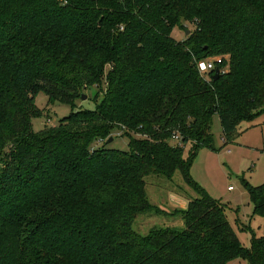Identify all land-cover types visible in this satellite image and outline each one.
<instances>
[{
  "label": "trees",
  "instance_id": "trees-1",
  "mask_svg": "<svg viewBox=\"0 0 264 264\" xmlns=\"http://www.w3.org/2000/svg\"><path fill=\"white\" fill-rule=\"evenodd\" d=\"M222 54L217 78L198 72ZM95 88V108L75 109ZM38 92L72 110L33 131ZM261 114L264 0H0V264H264V234L243 247L190 174L200 148L217 150L214 115L227 145ZM113 130L128 150L107 146ZM176 171L196 196L164 211L145 177ZM242 183L264 217V183ZM142 213L183 225L139 234Z\"/></svg>",
  "mask_w": 264,
  "mask_h": 264
},
{
  "label": "rangeland",
  "instance_id": "rangeland-1",
  "mask_svg": "<svg viewBox=\"0 0 264 264\" xmlns=\"http://www.w3.org/2000/svg\"><path fill=\"white\" fill-rule=\"evenodd\" d=\"M190 24H185L181 29L174 28L172 36L176 40L183 39L185 31L192 30ZM217 56L208 57L205 60L214 59ZM219 57L228 59L227 54ZM227 66V65H225ZM102 94L104 86L98 87ZM104 90V89H103ZM97 88L85 90L83 94L86 98L75 100L76 108L94 109L100 97L94 99V93ZM35 105L43 110L40 117L31 120L33 131H39L44 127L54 126L59 119L66 116L72 106L58 101L51 102L47 95L38 92L35 95ZM125 129V128H124ZM123 129V130H124ZM118 130H113L110 134L113 139L107 144L108 147L120 150H128V138L121 133L117 135ZM135 137H140L134 132ZM212 134L214 145L217 150L206 147L200 148L190 170L192 179L197 182L206 193L216 200L228 205L226 217L238 236L240 244L243 247L250 246V231L257 235L264 233V217L254 216L252 214V204L248 203V194L243 186L242 179L250 185L256 186L264 183V114L256 117L253 121H244L237 127L232 142L227 145L222 141V129L217 115L213 116ZM227 150H229L227 152ZM146 194L149 202L158 207H171L172 194L176 197L189 198L196 196L194 191L183 181L179 171H176L171 179L154 174L147 175ZM230 187V188H229ZM173 207L178 210H184L187 207ZM172 208V209H173ZM162 209L164 211H171ZM238 209V212L235 211ZM239 222H236V219ZM176 219V218H175ZM169 216L156 215L152 213H142L137 216L133 228L139 234H146L151 228L172 226ZM181 225L183 222L178 218ZM241 224L249 225V230H242ZM226 264H249L246 260H231Z\"/></svg>",
  "mask_w": 264,
  "mask_h": 264
},
{
  "label": "built area",
  "instance_id": "built-area-1",
  "mask_svg": "<svg viewBox=\"0 0 264 264\" xmlns=\"http://www.w3.org/2000/svg\"><path fill=\"white\" fill-rule=\"evenodd\" d=\"M223 61H224V58H221L219 56L215 57L214 59H210V60H200L197 62L198 72L200 74H204L209 70L215 69L217 67V65L222 64ZM225 68H226V66L223 68L218 67L219 71L220 70L224 71ZM120 134H121V132H117V135H120ZM172 140L178 141L179 140L178 136H173Z\"/></svg>",
  "mask_w": 264,
  "mask_h": 264
},
{
  "label": "crops",
  "instance_id": "crops-1",
  "mask_svg": "<svg viewBox=\"0 0 264 264\" xmlns=\"http://www.w3.org/2000/svg\"><path fill=\"white\" fill-rule=\"evenodd\" d=\"M229 150H227V152H228ZM230 188V187H229ZM171 202V207H168V208H165V207H160L161 209H169V208H173V207H181V208H183V207H185V205H186V202H188V198H182V197H176L175 195H173L172 194V197H171V200H170ZM248 203H250V201H249V198H248ZM174 209V208H173ZM171 218V217H170ZM178 219H175V218H171V221L170 222H168L169 223V225H181V222H179V221H177ZM264 234V233H263ZM263 234H260V235H263Z\"/></svg>",
  "mask_w": 264,
  "mask_h": 264
},
{
  "label": "water",
  "instance_id": "water-1",
  "mask_svg": "<svg viewBox=\"0 0 264 264\" xmlns=\"http://www.w3.org/2000/svg\"><path fill=\"white\" fill-rule=\"evenodd\" d=\"M188 32H189V31L187 30L185 33L188 34ZM218 75H219V69H218V67H216V68H215V71H214V73H213V78H217ZM80 97H81V99L84 100V99L86 98V95L82 93ZM111 141H112V138H109V139H108V143H110Z\"/></svg>",
  "mask_w": 264,
  "mask_h": 264
}]
</instances>
